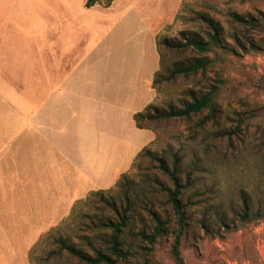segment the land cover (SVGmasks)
I'll return each mask as SVG.
<instances>
[{"label":"crops","instance_id":"obj_1","mask_svg":"<svg viewBox=\"0 0 264 264\" xmlns=\"http://www.w3.org/2000/svg\"><path fill=\"white\" fill-rule=\"evenodd\" d=\"M88 1L0 0V264H30L129 169L134 116L157 99L158 39L185 0Z\"/></svg>","mask_w":264,"mask_h":264},{"label":"rangeland","instance_id":"obj_2","mask_svg":"<svg viewBox=\"0 0 264 264\" xmlns=\"http://www.w3.org/2000/svg\"><path fill=\"white\" fill-rule=\"evenodd\" d=\"M201 15L219 24L222 37L237 55L204 72L169 81L157 78V82L158 74L165 78L169 71L203 57L192 49L171 52L159 48L153 81L157 99L153 106L161 110L183 109L213 87L222 88L213 120L208 118L209 111L204 110L186 119L146 123L148 129H140L133 161L124 174V181L133 187L135 231L152 230L149 209L155 210L172 228L176 224L164 191L172 187L171 182L151 159L138 157L148 148L170 166L177 156L184 184L187 175L191 177L192 186L183 195L189 218V236L183 249L186 264H264V221L245 227L238 225L236 230H222L221 234L213 227L210 237L204 235L201 227L204 220L215 223L220 217L234 219L243 208L244 197L254 207L264 205V89L246 83L249 77H264V0H185L174 26L161 38L179 39L182 34H195L206 39L209 30ZM234 15L254 19L262 27L239 24ZM121 58L131 65L136 63L137 55L125 53ZM105 61L111 62V57ZM250 111H257L258 117L236 128L240 117ZM119 182L102 191L106 198L117 199ZM93 194L40 240L31 253L30 264H85L61 251L60 241L90 256L92 247L106 248L104 242L112 231L101 224L116 221V215L102 203V198ZM171 242L172 237H167L154 253L149 245L140 243L143 249L136 242L135 251L125 264H173L169 255Z\"/></svg>","mask_w":264,"mask_h":264},{"label":"trees","instance_id":"obj_3","mask_svg":"<svg viewBox=\"0 0 264 264\" xmlns=\"http://www.w3.org/2000/svg\"><path fill=\"white\" fill-rule=\"evenodd\" d=\"M100 0H89L88 7H91L98 3ZM112 0H106V5H109ZM201 20L208 27V33L206 39L195 34H182L179 39L171 38H159L158 48H164L171 52L185 51L192 49L202 55V58L195 59L193 62L186 66H181L169 71L168 76L163 78L160 74L157 75V82L160 80L169 81L179 76H191L200 71L204 72L215 63L220 62L224 64L230 57L237 55L234 48L228 47L225 39L222 37V30L219 24L214 20L200 16ZM234 21L242 24L249 25L253 28L262 27V23H255L254 19L246 20L244 17L238 15L233 16ZM213 54V58L207 55ZM158 78V79H157ZM246 83L264 89V77L258 79L249 77ZM222 85L216 86L211 89L210 92L197 97L193 102L185 105L183 109H170L161 110L156 106H148L144 112L138 113L134 116V120L139 129H148L147 124L159 123L161 121L173 120V119H186L193 114H198L204 110L209 111L208 118L213 120L217 112V97L220 94ZM258 117L257 111L246 112L238 120L236 128L242 124H246L249 121ZM235 128V129H236ZM139 158L147 157L158 165L159 170L168 177L172 184V187L166 188L165 194L167 197V203L171 206L174 214L176 224L172 228L167 221L162 220L157 212L153 209H149L148 213L151 216V222L153 228L147 231L146 228H142L139 232L135 231V209L132 203V188L124 175L118 184L119 194L117 199L106 198L104 192H96L93 195L102 198V203L109 208L115 215L116 221L109 220L103 222L101 227H105L112 231L111 236L106 240L105 249L92 247L93 256L86 254L80 248H77L68 242L60 241L61 251H67L70 256L77 259L79 262L85 264H125L132 255V251H135L136 242L137 246L143 248L140 243L147 244L151 247L153 253L157 250L158 246L163 244L167 237H172V242L169 248V255L173 264H186L184 256V246L189 236V218L186 212V204L183 201V195L186 190L192 186L191 177L188 174L186 184H184L180 178L181 166L180 160L177 156H174L173 165H168V162L161 157L155 155L148 148H144ZM264 221V205L260 204L254 207L251 202L244 197L243 208L234 219L226 220L225 218H218L215 223L209 220L202 222V230L207 237L212 236L213 227L219 229V233L224 230L225 232L231 231L238 227H245L248 224H254L258 221ZM238 222V224H236ZM221 234V233H220ZM218 234V235H220ZM92 246V244H90ZM144 249V248H143ZM257 264V262H256Z\"/></svg>","mask_w":264,"mask_h":264}]
</instances>
